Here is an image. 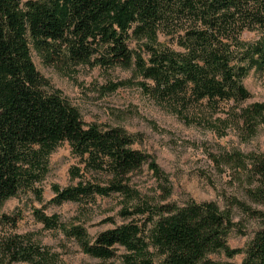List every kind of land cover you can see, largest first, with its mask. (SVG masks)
<instances>
[{
	"label": "trees",
	"instance_id": "obj_1",
	"mask_svg": "<svg viewBox=\"0 0 264 264\" xmlns=\"http://www.w3.org/2000/svg\"><path fill=\"white\" fill-rule=\"evenodd\" d=\"M256 29L262 32L257 41L242 38L245 30ZM31 45L48 63L132 68L143 91L163 102L241 103L251 97L244 83L250 70L264 71V0H0V206L22 190L40 196L34 184L46 175L52 152L68 142L85 171L110 180L56 185L52 202L117 193L132 205L123 214L144 218L91 239L84 226H66L36 210L38 220L50 229L60 227L83 252L110 259L120 246L123 264H200L224 251L228 257L245 253L239 264H264V229L245 249L229 245L234 226L229 208L212 201H139L129 175L147 162L148 154L133 146L135 139L126 129L87 123L38 71ZM263 115L259 102L241 112L250 127ZM251 158L257 184L248 195L264 203V153ZM71 173L83 177L80 166ZM232 203L264 217L236 197ZM1 220L17 224L15 216L2 215ZM0 246L11 263H58V254L22 235L7 236Z\"/></svg>",
	"mask_w": 264,
	"mask_h": 264
},
{
	"label": "rangeland",
	"instance_id": "obj_2",
	"mask_svg": "<svg viewBox=\"0 0 264 264\" xmlns=\"http://www.w3.org/2000/svg\"><path fill=\"white\" fill-rule=\"evenodd\" d=\"M261 36L257 29L242 34L248 42ZM31 54L38 71L80 110L87 123L126 129L135 139L133 146L148 154L147 162L129 175L131 187L140 195L139 201L179 205L212 201L221 209L229 208L234 221L228 237L232 248H247L255 233L264 229V217H256L232 203L236 197L264 212V203H256L248 195L257 184L251 157L264 153V115L255 127H250L241 116L243 108L264 103V71L254 67L245 77L251 97L244 102L202 101L183 106L145 93L139 85L141 77L132 68L48 63L33 45ZM239 155L242 158L236 160ZM73 166L81 167L83 177L72 176ZM83 168L69 143L60 144L49 156L46 175L34 184L41 195L22 190L0 206V243L17 234L58 254L57 264H123L124 248L117 246L116 256L110 259L93 257L60 227L50 229L36 216L39 209L66 226L82 225L91 239L106 229L144 219L123 214L124 208L132 209V205L117 193L54 204L56 185L63 188L81 179L103 184L110 180L106 174ZM2 215L15 216L17 224L5 223ZM244 257L245 253L228 257L219 251L209 254L200 264H239ZM0 264L26 263H11L0 246Z\"/></svg>",
	"mask_w": 264,
	"mask_h": 264
}]
</instances>
